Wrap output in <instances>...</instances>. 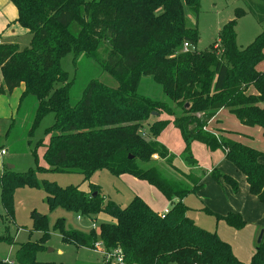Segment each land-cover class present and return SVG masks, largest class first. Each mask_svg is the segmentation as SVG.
Listing matches in <instances>:
<instances>
[{"label": "trees", "instance_id": "1", "mask_svg": "<svg viewBox=\"0 0 264 264\" xmlns=\"http://www.w3.org/2000/svg\"><path fill=\"white\" fill-rule=\"evenodd\" d=\"M201 1L11 0L18 11L16 24L29 32L31 42L22 50L15 44H1L0 35V95L12 94L24 85L22 99L36 98L30 136L48 115L53 114L55 122L47 131L51 137L45 145L49 169L38 166L18 173L3 167L0 190L6 213L2 218L8 230L15 222V192L37 188L47 195L50 212L62 209L94 222L102 214L111 218L110 223L87 234L67 228L66 220L59 219L55 230L64 243L78 249L95 252L102 243L107 251L121 250L128 264H243L216 232L202 229L188 216L190 209L183 200L203 187L202 178L185 176L193 186L188 189L146 166L154 155L168 160V151L157 138L172 126L181 133L189 166L197 165L192 154L195 143L212 152L222 151L225 160L246 177L250 194L264 205L262 153L223 139L208 128L221 110H228L243 126L262 128L264 136V73L257 69L264 60V33L240 49L236 21H232L220 30L218 43L200 53L199 31L197 26L189 27L186 10L198 16ZM186 43L190 45L187 52L183 50ZM105 45L109 52L102 68L118 87L92 81L82 98L72 104L73 84L62 70V60L73 54L98 62L97 55ZM145 76L161 86L182 116L176 117L164 103L139 94ZM155 115L157 121L148 125L149 138L156 141H148L144 126ZM163 115L170 120H160ZM104 170L147 182L171 202V209L165 215L157 213L138 196L121 208L107 201L96 185L90 184L85 191L81 186L61 188L38 179L46 172L71 173L83 175L84 184ZM211 176L238 191L232 177L215 170ZM30 217L41 240L18 245L15 238L0 236V242L18 245L15 261L0 260V264H55L37 258L50 240L49 217L37 211ZM216 219L235 230L246 227L239 215ZM103 264L112 262L103 260ZM250 264H264V239Z\"/></svg>", "mask_w": 264, "mask_h": 264}, {"label": "rangeland", "instance_id": "2", "mask_svg": "<svg viewBox=\"0 0 264 264\" xmlns=\"http://www.w3.org/2000/svg\"><path fill=\"white\" fill-rule=\"evenodd\" d=\"M8 2L10 5H13L11 0H8ZM239 14L243 15L238 18ZM186 18L189 27L197 26L198 28L200 43L197 50L200 53L207 52L212 46H215L219 40L220 30L232 21H236L235 32L237 45L240 49H244L255 42L259 35L264 33V0H202L198 16L193 11L187 9ZM2 25L3 23L1 22L0 35L3 38L2 32L7 26L5 27L6 24ZM11 31L12 29L7 32V37L5 36L3 39L5 44L18 45L22 50L30 46L31 35L27 30L18 28L15 34H11ZM108 52L109 48L105 45L97 55L98 62L84 56L76 58L73 54L68 55L62 60V70L69 75V82L73 84L70 89V100L72 104L77 103L82 98L85 89L92 81L104 83L111 88L118 87L115 79L105 73L102 68ZM0 83L3 84L2 81ZM138 92L140 95L149 98L152 102L164 103L176 117L182 116L176 104L165 96L161 86L156 84L151 77L145 76L141 79ZM16 95L12 96V94H7L0 102L2 114L0 115V152L2 150L6 151L5 156L0 155V175L3 174L2 167L5 166L14 167V170L18 173H27L30 170L36 169L38 166L49 169L48 164L44 160V153L46 150L45 145H48L51 137L47 131L55 122L54 115H48L30 136V131L36 117L38 102L32 96L22 99V97ZM227 116V113L226 116H222L221 121L225 123L226 128H230V132L242 134L238 136L245 135L251 137L249 134L238 131L239 128L236 126L239 124L236 122L237 118L234 115L229 116L232 118V122H226L225 119ZM156 119L155 115L145 123L144 130L147 133L146 138L148 141H156L155 138H149L150 131L148 125H152L157 121ZM159 119L170 120L167 115H163ZM173 131L172 128L167 130L170 141L173 140V146L170 145V148L166 147L157 138V141L167 149L168 160L154 155L152 162L146 166L157 168V170L161 171V173L171 180L178 178L179 181L175 179L177 182L191 189L192 185L178 176V173H182L178 169L184 170L185 165L188 168H196L198 167V163L196 162L197 165L195 166H189L187 164L183 151L181 152L179 150L184 145L182 136L179 133V137H174ZM253 137L258 138L257 135ZM164 138L165 136H163ZM255 146L259 145L256 144ZM169 161L173 162L172 166ZM38 179L40 181L46 180L55 183L61 188L81 186L85 191L90 190V184L96 185L101 189V193L107 201L114 202L121 208L127 207L135 196H141L153 204L155 202H161L159 208L167 204V199L165 200L162 194L148 183L137 180L132 176L117 177L105 170L94 173L90 177V180L84 184L83 175L71 173L58 174L55 172H46V174H39ZM46 197L47 195L41 189L30 187L18 189L14 195L15 222L8 230L6 227L7 223L2 218L5 216L6 211L2 205L0 190V236L9 235L15 238V242L18 245L30 241H40L42 234L33 231V222L30 217L31 212L37 211L40 214L48 216L51 221L50 240L44 245V249L38 253L37 258L39 262L55 264H100L101 258L104 260L103 256H98L93 253L94 251L89 252L64 243L60 234L55 230V225L59 219H65L67 228H73L87 234L95 227H99L102 223H110L111 218L102 214L94 222L88 218L68 213L62 209L50 212L46 203ZM188 202L192 203L193 198H190ZM199 213L195 214L191 212L189 215H191L192 219L195 218L194 220L200 226H209L208 224L213 226L215 221L214 216L208 215L205 212ZM18 245H9L0 242V260L5 262L15 261Z\"/></svg>", "mask_w": 264, "mask_h": 264}, {"label": "crops", "instance_id": "3", "mask_svg": "<svg viewBox=\"0 0 264 264\" xmlns=\"http://www.w3.org/2000/svg\"><path fill=\"white\" fill-rule=\"evenodd\" d=\"M17 18H18V11L16 7L14 5H10L8 0H0V23L2 22L3 25L6 24L5 27L7 26L6 29L2 32L3 38L1 39V44H5L3 39L6 35H8L7 32L10 29H12L11 34H15L18 28H21L18 24H16ZM21 29L24 30L23 28ZM257 69L258 71L264 73V60L257 66ZM1 84L2 83H0V86ZM24 91H25V87L24 85H22L20 88L16 89L12 93V96L18 94L16 96L22 97ZM6 96L7 94L2 96L0 95V102L1 100H3V97L5 98ZM226 113L228 114V116L225 119L226 122H232L233 121L232 118L229 117L232 116V114L228 110H221L217 114V116L213 119V121L209 124L208 127L209 130L217 132V134L220 135L223 139H228L230 141L242 143V144L244 143V145L259 151L260 153L263 154L260 157L259 162L262 165H264L263 129L260 127L251 128V127L243 126L237 119L236 122L239 125H237L236 127L239 128L238 131L249 134L251 135V137L245 135L238 136L242 134L238 132L236 133L230 132L231 131L230 128H226L225 123H222L221 118L222 116H226ZM0 115H2L1 109H0ZM170 128L174 130L173 131L174 137L176 136L179 137L180 131L174 129L172 126H170L168 129ZM167 130L159 137V139L161 143H163L166 147L170 148V145L173 146L172 143L173 140L170 141ZM254 135H257L258 138H254L253 137ZM163 136H165L164 139ZM256 144H258L259 146H255ZM184 149H185V143L182 147L179 148V150L182 152L184 151ZM192 154H193V158L198 163V167L188 168V166L185 165L184 170L177 168L182 172V173H178V176L182 177L183 179H185V176L189 174H193L198 178H202L203 180V187L200 190H198L196 193H192L188 195L183 200L184 203L190 209L188 212V216L191 218V215H189L191 212L195 214H198L199 212L200 213L205 212L208 215L214 216L215 221L213 223V226L208 224L209 226L202 225L203 226L202 227L199 224H197V222L194 220L195 219L194 217H193L194 219L192 218L191 219L195 221V223L202 229L216 232L224 242L228 243L231 246L234 255L241 263L250 264L254 256V253L256 251V247L258 245L257 242L258 238L260 236L262 229L264 228V205L261 204V202L258 200L257 197L250 194L246 177L241 172H239L232 163L225 160V155L222 151L218 150L212 152L206 146L201 145L199 143H195L192 145ZM214 170L226 176L232 177L233 179L238 181L239 184L238 191L237 192L234 191V189L230 185L226 184L223 180H220V182L215 181L211 176V173ZM2 171H3V167H2ZM123 176L125 177L130 175H123ZM175 179L179 181L178 178ZM191 188L193 187L191 186ZM162 196L165 198V200L167 199L163 194ZM138 197L144 200L157 213L163 214L166 210L171 209V202L168 199L166 200L167 204L159 208L161 202L160 203L155 202V204H153L141 196ZM190 198H193L192 203L188 202ZM173 201L176 202L177 199H174ZM229 214H235L241 216L243 221L246 223V227L243 228L242 230H235L229 227L225 222L218 221L216 219V216L226 217ZM83 250H87V249H83ZM87 251L92 252L91 250H87ZM100 264H103L102 258Z\"/></svg>", "mask_w": 264, "mask_h": 264}, {"label": "built area", "instance_id": "4", "mask_svg": "<svg viewBox=\"0 0 264 264\" xmlns=\"http://www.w3.org/2000/svg\"><path fill=\"white\" fill-rule=\"evenodd\" d=\"M190 49V45L189 44H185L183 47V50L185 52H187ZM1 156H5L6 155V151L2 150L0 152ZM157 158V157H156ZM169 212V210H166L163 215L167 214ZM96 254L103 256L104 260L106 261V263L108 262H112V264H128L127 261L124 258V255L122 253L121 250H115V251H107L104 249V246L102 245V243H99L96 245Z\"/></svg>", "mask_w": 264, "mask_h": 264}, {"label": "water", "instance_id": "5", "mask_svg": "<svg viewBox=\"0 0 264 264\" xmlns=\"http://www.w3.org/2000/svg\"><path fill=\"white\" fill-rule=\"evenodd\" d=\"M188 106H189V105H187V107H188ZM8 168H9L10 170H14V167H12V166H8ZM263 239H264V230H262L261 233H260V236H259V238H258V244H261L262 241H263Z\"/></svg>", "mask_w": 264, "mask_h": 264}]
</instances>
